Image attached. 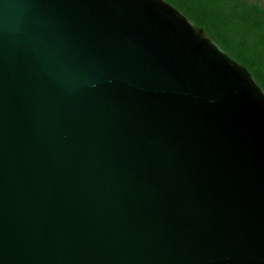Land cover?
<instances>
[{
    "label": "water",
    "instance_id": "1",
    "mask_svg": "<svg viewBox=\"0 0 264 264\" xmlns=\"http://www.w3.org/2000/svg\"><path fill=\"white\" fill-rule=\"evenodd\" d=\"M0 264H264V90L166 0H0Z\"/></svg>",
    "mask_w": 264,
    "mask_h": 264
},
{
    "label": "trees",
    "instance_id": "2",
    "mask_svg": "<svg viewBox=\"0 0 264 264\" xmlns=\"http://www.w3.org/2000/svg\"><path fill=\"white\" fill-rule=\"evenodd\" d=\"M205 31L264 90V0H166Z\"/></svg>",
    "mask_w": 264,
    "mask_h": 264
}]
</instances>
